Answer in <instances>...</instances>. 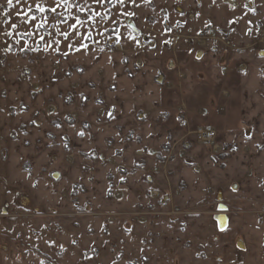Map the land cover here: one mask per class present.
I'll return each instance as SVG.
<instances>
[{"label":"rangeland","instance_id":"374dc122","mask_svg":"<svg viewBox=\"0 0 264 264\" xmlns=\"http://www.w3.org/2000/svg\"><path fill=\"white\" fill-rule=\"evenodd\" d=\"M136 3L65 57L0 0V264H264V0Z\"/></svg>","mask_w":264,"mask_h":264},{"label":"snow or ice","instance_id":"6c2138e0","mask_svg":"<svg viewBox=\"0 0 264 264\" xmlns=\"http://www.w3.org/2000/svg\"><path fill=\"white\" fill-rule=\"evenodd\" d=\"M128 3L139 7L136 0H7V9L14 10L15 19L11 18L8 10L4 11L7 19L3 23L8 24L9 28L3 35L6 39L16 37L15 44L20 46L21 51L41 50L43 45V51L51 50L65 57L72 52H88L92 50L91 44L100 43L96 37H115L119 43L123 36L121 27L136 31L133 24H124L121 19L136 15L134 11L120 10ZM101 8L103 11H100ZM237 22L229 21L230 24ZM251 31L249 28L247 34H251ZM62 46L67 51H62ZM4 50L12 51L13 45L7 44ZM108 115L112 117V113ZM84 134L83 131L77 133L81 137ZM261 222L264 220L258 224ZM224 230L221 228V231Z\"/></svg>","mask_w":264,"mask_h":264},{"label":"built area","instance_id":"2783aa9c","mask_svg":"<svg viewBox=\"0 0 264 264\" xmlns=\"http://www.w3.org/2000/svg\"><path fill=\"white\" fill-rule=\"evenodd\" d=\"M196 143L201 147L217 150L218 132L215 127L202 126L194 132Z\"/></svg>","mask_w":264,"mask_h":264},{"label":"water","instance_id":"95a60500","mask_svg":"<svg viewBox=\"0 0 264 264\" xmlns=\"http://www.w3.org/2000/svg\"><path fill=\"white\" fill-rule=\"evenodd\" d=\"M135 29H136V27H135ZM134 32L137 33V34L139 33V31L137 29ZM262 56H264V53H262ZM54 178L56 180H58L59 179V176L58 175H55ZM218 201L219 202L222 201V194L221 193L218 194ZM224 209H225L224 206H220V210H224ZM218 222H219L220 229L221 228H224V229L226 228V226H227V220H226V217L224 215H221L220 217H218Z\"/></svg>","mask_w":264,"mask_h":264}]
</instances>
